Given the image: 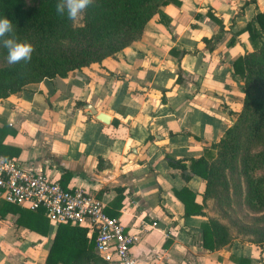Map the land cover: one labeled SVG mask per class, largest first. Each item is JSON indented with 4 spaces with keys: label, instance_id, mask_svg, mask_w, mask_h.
I'll return each mask as SVG.
<instances>
[{
    "label": "crops",
    "instance_id": "obj_1",
    "mask_svg": "<svg viewBox=\"0 0 264 264\" xmlns=\"http://www.w3.org/2000/svg\"><path fill=\"white\" fill-rule=\"evenodd\" d=\"M259 13L264 0L170 2L119 54L0 99V155L101 200L137 235L136 264H264V243L203 247L206 186L190 171L193 160H214L213 146L243 108L235 63L253 50L247 28ZM184 188L202 214L185 215ZM14 206L0 198V264H64L60 250L51 253L58 226L30 230Z\"/></svg>",
    "mask_w": 264,
    "mask_h": 264
},
{
    "label": "trees",
    "instance_id": "obj_2",
    "mask_svg": "<svg viewBox=\"0 0 264 264\" xmlns=\"http://www.w3.org/2000/svg\"><path fill=\"white\" fill-rule=\"evenodd\" d=\"M172 1L97 0L85 10V24L71 28L67 17L56 13L58 0H40L34 6H27L25 0H0V19L7 17L19 39L31 43L35 49L29 63L22 61L0 67V99L23 91L30 84L65 77L71 71L101 64L106 58L119 54L139 41L149 22ZM247 32L253 50L235 63L236 72L243 77L240 86L244 93L243 108L234 125L213 146L214 160L201 158L193 160L191 165V173L205 181V207L210 205L211 199L220 197L216 192L220 184L227 204L232 202L238 208H264V176L254 179L246 170L252 160L250 149L264 144V13L255 16ZM0 56L7 57V50L0 48ZM171 164L185 169L178 161ZM230 188L233 189L232 201L227 196ZM178 194H181L186 216L203 213V205L195 202L193 192L184 188ZM5 205L14 206L7 202ZM14 207L13 213H20L19 223L46 233L41 227L48 229L50 223L42 210L34 214ZM201 228L203 247L207 250L221 249L235 240L229 225L220 218H209ZM248 242L264 243V233L259 240ZM169 245L167 241L165 247ZM55 250L61 251L64 264L69 254L79 256L73 264H106L97 256L94 239L87 238L86 228L59 225L51 253ZM238 263L249 264V260L240 259Z\"/></svg>",
    "mask_w": 264,
    "mask_h": 264
},
{
    "label": "built area",
    "instance_id": "obj_3",
    "mask_svg": "<svg viewBox=\"0 0 264 264\" xmlns=\"http://www.w3.org/2000/svg\"><path fill=\"white\" fill-rule=\"evenodd\" d=\"M0 198L32 211L42 210L51 226L70 224L86 228L95 252L106 264H136L131 254L137 235L105 212L104 203L82 189H68L43 172L0 155ZM156 223L154 224V227Z\"/></svg>",
    "mask_w": 264,
    "mask_h": 264
},
{
    "label": "rangeland",
    "instance_id": "obj_4",
    "mask_svg": "<svg viewBox=\"0 0 264 264\" xmlns=\"http://www.w3.org/2000/svg\"><path fill=\"white\" fill-rule=\"evenodd\" d=\"M40 0H25L27 6H34L39 3ZM97 0H93L96 3ZM85 24V12L75 21L69 20L71 28L81 27ZM9 65L6 57L0 56V67ZM251 161L247 166V171L251 173L254 179H259L264 176V144L258 147L250 149ZM243 178V176H241ZM216 192L220 196L210 200V205L207 209L208 216L210 218H220L224 223L229 225L235 238L243 241H256L261 238V234L264 233V208L252 209L248 206L236 207L232 204H227L224 201V189L220 184L216 186ZM233 189H229L230 200H234L232 197ZM224 195V196H222Z\"/></svg>",
    "mask_w": 264,
    "mask_h": 264
},
{
    "label": "clouds",
    "instance_id": "obj_5",
    "mask_svg": "<svg viewBox=\"0 0 264 264\" xmlns=\"http://www.w3.org/2000/svg\"><path fill=\"white\" fill-rule=\"evenodd\" d=\"M92 3L93 0H58L55 9L57 15L66 16L75 22ZM0 48L7 50L9 65H17L22 61L24 64L29 63L35 51L31 43L19 39L14 25L7 17L0 19Z\"/></svg>",
    "mask_w": 264,
    "mask_h": 264
},
{
    "label": "water",
    "instance_id": "obj_6",
    "mask_svg": "<svg viewBox=\"0 0 264 264\" xmlns=\"http://www.w3.org/2000/svg\"><path fill=\"white\" fill-rule=\"evenodd\" d=\"M85 109H86L87 111H89V113H91V114H93V115H96V118H97L98 120L102 121V122L105 123V124H109V122H110V118H111L109 115H107V114H105V113H103V112L98 113V112L96 111V109H95L92 105H90V104H87V105L85 106Z\"/></svg>",
    "mask_w": 264,
    "mask_h": 264
}]
</instances>
